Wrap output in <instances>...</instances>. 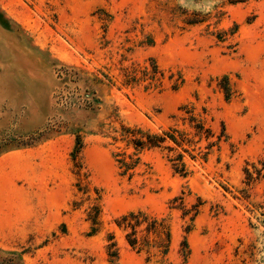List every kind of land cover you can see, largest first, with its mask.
<instances>
[{"label": "rangeland", "instance_id": "rangeland-1", "mask_svg": "<svg viewBox=\"0 0 264 264\" xmlns=\"http://www.w3.org/2000/svg\"><path fill=\"white\" fill-rule=\"evenodd\" d=\"M0 264H264V0H0Z\"/></svg>", "mask_w": 264, "mask_h": 264}, {"label": "trees", "instance_id": "trees-1", "mask_svg": "<svg viewBox=\"0 0 264 264\" xmlns=\"http://www.w3.org/2000/svg\"><path fill=\"white\" fill-rule=\"evenodd\" d=\"M197 131V134H202L203 132L206 133L205 138H209V131L204 130L203 126L200 124L195 125L194 127ZM138 135V138H134L132 140L134 146L139 149H154V148H160L162 144L165 142V138L157 135H152L148 133H140L139 131L136 133ZM169 139L177 144L178 146H181V143L184 142V138L182 135H178V139L174 135H168ZM181 156H178L177 161H179L178 164H176V168L179 169V172L182 174H185L184 170L185 167L182 163H180ZM131 218H134L131 216ZM132 221H127V218H124L123 221L127 222L126 227H129L133 230V235L135 233L134 229L141 225L142 223L139 221L138 217L131 219ZM155 228V226L152 227V229ZM129 244L131 246H134L136 244V239L129 241Z\"/></svg>", "mask_w": 264, "mask_h": 264}]
</instances>
